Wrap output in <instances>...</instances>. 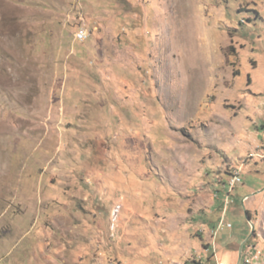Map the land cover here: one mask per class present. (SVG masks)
Wrapping results in <instances>:
<instances>
[{
    "label": "rangeland",
    "instance_id": "rangeland-1",
    "mask_svg": "<svg viewBox=\"0 0 264 264\" xmlns=\"http://www.w3.org/2000/svg\"><path fill=\"white\" fill-rule=\"evenodd\" d=\"M218 259L264 264V0H0V264Z\"/></svg>",
    "mask_w": 264,
    "mask_h": 264
},
{
    "label": "built area",
    "instance_id": "built-area-1",
    "mask_svg": "<svg viewBox=\"0 0 264 264\" xmlns=\"http://www.w3.org/2000/svg\"><path fill=\"white\" fill-rule=\"evenodd\" d=\"M76 35H77V39L79 41H85L89 37V31L86 28H81L77 32ZM261 155H263L261 152H256V153L252 154V157L261 156ZM241 175H242L241 169L235 170L233 172V174L230 176V178L228 180V183H226L228 192H227L226 198H225L224 215H223V219L221 220V223L219 225V229L221 227L226 226V225L227 226H232L231 223L226 224V222H225V214H226V211L228 210V205L232 202V199H231L232 192L234 191L235 187L242 181V176ZM213 243H214V248L216 249V242L213 241ZM209 249H210V247H209ZM218 264H228V263L218 259Z\"/></svg>",
    "mask_w": 264,
    "mask_h": 264
},
{
    "label": "water",
    "instance_id": "water-1",
    "mask_svg": "<svg viewBox=\"0 0 264 264\" xmlns=\"http://www.w3.org/2000/svg\"><path fill=\"white\" fill-rule=\"evenodd\" d=\"M247 215H248V217H249V220L251 221V217H250V215H249V212H247ZM253 226L255 227L254 224H253Z\"/></svg>",
    "mask_w": 264,
    "mask_h": 264
},
{
    "label": "trees",
    "instance_id": "trees-1",
    "mask_svg": "<svg viewBox=\"0 0 264 264\" xmlns=\"http://www.w3.org/2000/svg\"><path fill=\"white\" fill-rule=\"evenodd\" d=\"M226 183H227V182H226ZM226 183H225V184H226ZM225 187L227 188V186H226V185H225Z\"/></svg>",
    "mask_w": 264,
    "mask_h": 264
}]
</instances>
